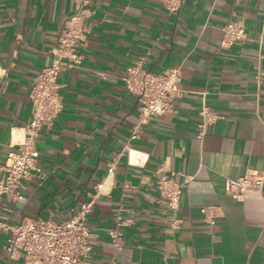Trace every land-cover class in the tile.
Masks as SVG:
<instances>
[{
  "label": "crops",
  "instance_id": "0c3cea01",
  "mask_svg": "<svg viewBox=\"0 0 264 264\" xmlns=\"http://www.w3.org/2000/svg\"><path fill=\"white\" fill-rule=\"evenodd\" d=\"M75 2L0 0V163L24 135L33 80ZM85 9L82 61L59 72L62 111L35 142L45 176L26 181L20 198L3 195L0 217L67 219L102 184L86 215L97 242L85 264H264V202L224 192L227 178L264 171V0H88ZM231 21L246 40L221 47ZM140 60L155 73L181 68L170 111L140 114L122 80ZM203 107L220 117L203 124ZM171 173L182 184L175 211L156 187ZM209 205L223 212L212 226L199 211ZM6 240L0 233V264H23L8 258Z\"/></svg>",
  "mask_w": 264,
  "mask_h": 264
},
{
  "label": "built area",
  "instance_id": "2783aa9c",
  "mask_svg": "<svg viewBox=\"0 0 264 264\" xmlns=\"http://www.w3.org/2000/svg\"><path fill=\"white\" fill-rule=\"evenodd\" d=\"M88 0H76L70 23L62 29L52 56L34 78L29 97L31 117L25 126V132L17 148L7 153L0 163V198L5 194L21 197L20 189L33 177L43 178L44 171L38 164L39 151L36 139L42 127H51L62 111V96L59 92L57 77L64 68H72L82 61L79 47L84 44L88 30L83 25L85 6ZM221 47H228L235 42L246 40L245 28L237 22H228L223 28ZM181 68L171 67L160 73L147 70L142 60L129 65L123 83L128 92L135 95L140 114L144 116L161 115L170 111L173 100L180 95L178 84ZM203 124L214 122L220 117L209 107L200 110ZM202 128L199 133L202 134ZM138 161V156H135ZM108 165V172L114 170ZM175 173L161 177L156 187L166 205L177 210L182 184L174 179ZM102 184L94 186V194L89 201L80 204L76 215L67 219H55L51 216L23 218L15 224L0 217V233L7 235L5 249L9 259L21 257L23 264H85L97 242V236L90 230L86 215L92 210L94 199L101 191ZM224 192L235 200H242L247 193L255 192L264 202V171L250 169L246 173L227 178ZM203 220L212 226L222 216L218 205L202 206L199 209ZM172 226H178L180 219H171ZM124 225L117 215L116 225L109 232L110 243L117 248L122 244L121 226Z\"/></svg>",
  "mask_w": 264,
  "mask_h": 264
},
{
  "label": "bare ground",
  "instance_id": "6f19581e",
  "mask_svg": "<svg viewBox=\"0 0 264 264\" xmlns=\"http://www.w3.org/2000/svg\"><path fill=\"white\" fill-rule=\"evenodd\" d=\"M135 153H134V155H132V153H131V158H132V161H134L135 162V156H136V151H134Z\"/></svg>",
  "mask_w": 264,
  "mask_h": 264
}]
</instances>
